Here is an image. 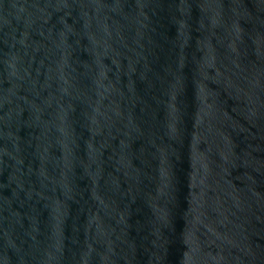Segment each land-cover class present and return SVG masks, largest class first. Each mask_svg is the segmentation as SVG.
Here are the masks:
<instances>
[{"label":"water","instance_id":"95a60500","mask_svg":"<svg viewBox=\"0 0 264 264\" xmlns=\"http://www.w3.org/2000/svg\"><path fill=\"white\" fill-rule=\"evenodd\" d=\"M0 264H264V0H0Z\"/></svg>","mask_w":264,"mask_h":264}]
</instances>
